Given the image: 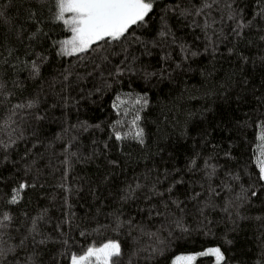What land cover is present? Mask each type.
<instances>
[{
	"label": "trees",
	"instance_id": "16d2710c",
	"mask_svg": "<svg viewBox=\"0 0 264 264\" xmlns=\"http://www.w3.org/2000/svg\"><path fill=\"white\" fill-rule=\"evenodd\" d=\"M229 3L252 21L239 34ZM175 4L195 10L200 0H157L121 41L63 56L58 42L70 33L55 21L53 0H0V124L11 123L15 105L36 101L0 131V214L13 218L5 247L27 237L16 249L21 262L69 264L70 253L118 239L124 264H170L209 247L221 248L225 264H264V181L254 156L264 121V0L214 6L211 43L193 17L168 11ZM117 96L127 101L119 112ZM141 96L147 106L134 105ZM137 111L144 142L117 141L114 131H131ZM21 182L29 187L9 204ZM0 264L17 261L10 253Z\"/></svg>",
	"mask_w": 264,
	"mask_h": 264
},
{
	"label": "snow or ice",
	"instance_id": "6c2138e0",
	"mask_svg": "<svg viewBox=\"0 0 264 264\" xmlns=\"http://www.w3.org/2000/svg\"><path fill=\"white\" fill-rule=\"evenodd\" d=\"M54 2V19L56 22L61 23L65 30L70 33V36L66 39L59 41V54L63 56L79 55L81 53L88 52L93 49L94 45H99L101 42L111 43L112 41H121L125 38L134 26H142L146 24L147 19L153 12L157 0H53ZM222 0H200L199 7L195 10L192 8H182L180 4H175L169 8L168 11L178 12L179 15L187 19L193 17L191 23L194 28H200L206 33V38L209 43L212 42L213 36H216V30L214 25L218 23L215 17L212 15L214 6L218 8ZM227 19L235 21L236 27L232 29L233 32L239 34V31L243 28L250 26L252 21L245 22L239 15L238 11L231 9V4L226 5ZM3 16V12H0V17ZM195 17H201V21H197ZM224 16H221V20ZM211 31V35H207ZM170 33L165 26L161 30L159 35L161 37L168 36ZM207 50V49H206ZM197 53L192 52L191 55L195 56ZM32 67L34 72L39 73V65L36 61H32ZM119 71V70H118ZM3 86L0 85V89ZM4 95L3 91H0V97ZM127 101L122 100L120 96H117L113 102V108L118 112ZM147 99L143 96L138 97L134 101V105L147 106ZM3 104V100H0V105ZM36 104L35 100H29L27 104H17L11 110L9 121L15 123L12 117L17 113L15 109L32 108ZM127 115V113H125ZM42 118V117H41ZM141 116L139 111L136 112L131 120V131L121 133L120 131H114V136L117 141L132 137L138 140L141 144L144 142V130L140 127L139 121ZM11 123L8 121L4 124H0V131H3L6 127L11 128ZM118 125H123V121H117ZM258 134L256 136V147L254 150L255 164L259 172V180L264 181V121L257 124ZM14 131V129H12ZM0 146L6 147L4 142L0 140ZM75 155V153H72ZM67 163V161H65ZM207 164V162H205ZM195 164V161H193ZM215 169L213 168V172ZM232 179L239 180V175H232ZM29 187L26 182H21L18 188L12 190L9 204H17L21 193ZM139 187V185H137ZM169 193L172 191L170 187L167 190ZM215 193V189H213ZM218 195V193H215ZM253 196L256 192L251 193ZM163 195V193H160ZM199 196V193H196ZM167 207V203L164 205ZM179 206V205H177ZM227 211V209H225ZM156 215H161L157 212ZM12 216L4 212L0 214V261L6 260L8 254H13V259L17 261V264H28L27 258L23 262L19 260V254L16 252L17 248L23 249L27 237L20 239L18 245L5 247L7 241L4 240L6 230L10 226ZM175 226L181 227L180 221L176 220ZM35 224V222H34ZM131 226V221L128 222ZM30 231L35 232V227ZM149 235L155 236V233ZM44 241L41 240L40 243ZM162 244L163 241H160ZM144 252H148V249H144ZM156 248H152L151 252L155 253ZM137 253H133V256ZM200 257H213L215 264H225V255L219 247H209L204 251L199 252L196 255H180L176 256L172 264H193ZM125 251L122 243L118 239H108L98 245L92 242L87 246L82 253H70L69 264H124ZM127 264H133V259L128 258Z\"/></svg>",
	"mask_w": 264,
	"mask_h": 264
},
{
	"label": "rangeland",
	"instance_id": "374dc122",
	"mask_svg": "<svg viewBox=\"0 0 264 264\" xmlns=\"http://www.w3.org/2000/svg\"><path fill=\"white\" fill-rule=\"evenodd\" d=\"M70 36V35H69ZM68 36V37H69ZM67 37V38H68ZM207 249V248H206ZM204 251V250H203ZM199 252H195V253H187V254H179V255H177V256H180V255H196V254H198ZM176 257V256H175ZM175 257L171 260V263L170 264H172V262H173V260L175 259ZM198 257V256H197ZM213 258V257H212ZM214 259V258H213ZM215 261V260H214Z\"/></svg>",
	"mask_w": 264,
	"mask_h": 264
}]
</instances>
